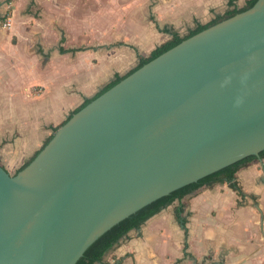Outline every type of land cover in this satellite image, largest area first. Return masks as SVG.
<instances>
[{
  "label": "water",
  "instance_id": "95a60500",
  "mask_svg": "<svg viewBox=\"0 0 264 264\" xmlns=\"http://www.w3.org/2000/svg\"><path fill=\"white\" fill-rule=\"evenodd\" d=\"M264 150V0L93 98L16 173L0 163V264H75L150 202Z\"/></svg>",
  "mask_w": 264,
  "mask_h": 264
},
{
  "label": "crops",
  "instance_id": "0c3cea01",
  "mask_svg": "<svg viewBox=\"0 0 264 264\" xmlns=\"http://www.w3.org/2000/svg\"><path fill=\"white\" fill-rule=\"evenodd\" d=\"M9 1L12 24L0 29V163L13 174L98 85L124 75L118 65L133 59L125 44L150 53L172 37L166 27L186 35L248 0H0L1 13ZM263 164L255 157L237 171L242 192L216 182L176 199L95 264H264Z\"/></svg>",
  "mask_w": 264,
  "mask_h": 264
},
{
  "label": "trees",
  "instance_id": "16d2710c",
  "mask_svg": "<svg viewBox=\"0 0 264 264\" xmlns=\"http://www.w3.org/2000/svg\"><path fill=\"white\" fill-rule=\"evenodd\" d=\"M256 0H248L247 3L243 7H237L234 6L233 8L227 10L223 14H218L214 20H212L209 23L206 24H198L195 28L190 30L186 35H180L174 28L172 27H166V31L172 34V37L162 44L158 45L155 49H153L148 55H141L139 58V63L137 66H135L132 70H130L128 73L124 75H116V78L106 84L95 96L92 98H86L84 102L78 106L65 120L63 123H65L73 113L81 109L83 106H85L87 103H89L93 98L97 97L101 93H103L105 90L119 82L121 79H123L125 76L136 70L137 68L141 67L146 62L150 61L151 59L155 58L162 52L166 51L167 49L171 48L172 46L176 45L183 39L205 29L206 27L215 24L224 18L230 17L240 11H243L249 7H251ZM230 4L234 3V0H229ZM62 123V124H63ZM61 124V125H62ZM59 126L54 127L53 133L57 130ZM52 133V135H53ZM52 135L46 140L44 145L51 139ZM43 145V146H44ZM42 146V147H43ZM39 149L35 155L27 161L21 168L26 166L40 151ZM261 156H264V150L261 151ZM255 155H249L246 156L239 161H236L232 164H229L207 176H204L200 178L199 180L195 182L188 183L182 187H179L178 189H175L174 191L170 192L167 195H164L162 197H159L158 199L150 202L149 204L143 206L136 212L130 214L129 216L125 217L115 225H113L110 229L105 231L102 235H100L83 253V255L77 260L75 264H95L98 261H101L106 253L112 248L113 245H115L124 235H126L131 229L140 227L146 220H148L150 217L155 215L156 213L160 212L163 208L173 203L176 199H181L185 197L186 195L193 193L197 190H199L204 185H213L216 182H229L230 185L236 189H238L240 192L241 188L236 182V173L237 171L245 164H247L249 161H251L253 158H255ZM20 168V169H21ZM19 169V170H20ZM18 170V171H19ZM107 264V263H106Z\"/></svg>",
  "mask_w": 264,
  "mask_h": 264
},
{
  "label": "rangeland",
  "instance_id": "374dc122",
  "mask_svg": "<svg viewBox=\"0 0 264 264\" xmlns=\"http://www.w3.org/2000/svg\"><path fill=\"white\" fill-rule=\"evenodd\" d=\"M8 3H10V1L8 2ZM8 3H7V5L6 6H8ZM10 8V7H9ZM12 11V8L11 9H8V8H6V12H4V13H1L0 12V14H2V15H7L8 14V12L9 11ZM3 30V29H2ZM125 46V49L128 51L127 53H126V55L127 54H129L128 55V58L130 57V55L132 56V58L134 59V57H135V61H136V64L135 65H137L138 64V62H139V58L137 59V57H140L141 55H148L149 54V52H144V51H140L139 50V47H136V45L135 46H133V45H124ZM133 59H129L128 61H125V63L123 64V66H120V65H118V70L119 71H122V70H124L123 71V74H126V73H128L130 70H132L135 66H132V67H129V68H125V67H127L129 64L131 65L132 64V61H133ZM130 61V62H129ZM134 63V62H133ZM134 65V64H133ZM99 86V89H102V87L104 86V85H98ZM14 174V173H13Z\"/></svg>",
  "mask_w": 264,
  "mask_h": 264
},
{
  "label": "built area",
  "instance_id": "2783aa9c",
  "mask_svg": "<svg viewBox=\"0 0 264 264\" xmlns=\"http://www.w3.org/2000/svg\"><path fill=\"white\" fill-rule=\"evenodd\" d=\"M12 3H13V1H10V3H8V9L12 8ZM11 12L12 11L10 10L7 15L0 16V29H8V28H10V26L12 24ZM263 166H264V164H263Z\"/></svg>",
  "mask_w": 264,
  "mask_h": 264
}]
</instances>
